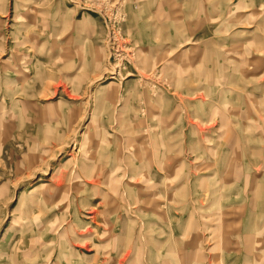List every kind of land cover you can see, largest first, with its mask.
<instances>
[{
    "label": "rangeland",
    "instance_id": "374dc122",
    "mask_svg": "<svg viewBox=\"0 0 264 264\" xmlns=\"http://www.w3.org/2000/svg\"><path fill=\"white\" fill-rule=\"evenodd\" d=\"M0 264H264V0H0Z\"/></svg>",
    "mask_w": 264,
    "mask_h": 264
}]
</instances>
